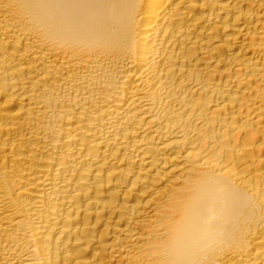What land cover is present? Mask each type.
I'll use <instances>...</instances> for the list:
<instances>
[{
	"label": "bare ground",
	"instance_id": "6f19581e",
	"mask_svg": "<svg viewBox=\"0 0 264 264\" xmlns=\"http://www.w3.org/2000/svg\"><path fill=\"white\" fill-rule=\"evenodd\" d=\"M0 264H264V0H0Z\"/></svg>",
	"mask_w": 264,
	"mask_h": 264
}]
</instances>
